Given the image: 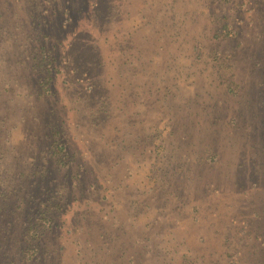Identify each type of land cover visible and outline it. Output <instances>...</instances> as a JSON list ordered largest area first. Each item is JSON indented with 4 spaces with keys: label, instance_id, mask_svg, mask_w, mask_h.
I'll return each instance as SVG.
<instances>
[{
    "label": "rangeland",
    "instance_id": "rangeland-1",
    "mask_svg": "<svg viewBox=\"0 0 264 264\" xmlns=\"http://www.w3.org/2000/svg\"><path fill=\"white\" fill-rule=\"evenodd\" d=\"M256 62L264 0H0V264H264Z\"/></svg>",
    "mask_w": 264,
    "mask_h": 264
},
{
    "label": "trees",
    "instance_id": "trees-1",
    "mask_svg": "<svg viewBox=\"0 0 264 264\" xmlns=\"http://www.w3.org/2000/svg\"><path fill=\"white\" fill-rule=\"evenodd\" d=\"M52 50L51 49H47L46 45H42L39 48L38 54L37 55V60H36V64L35 67H38L41 71L45 72V75L42 77V79L40 80V82L38 83V87H37V91L41 92L40 95L45 96L46 92L49 90V88L51 87V84L54 80V74H52L53 70L51 68V66H49L50 64L54 63L55 58L49 59V57L52 56L51 54ZM261 64L264 63H260V62H256L255 64V68L259 71H264V67L261 66ZM56 67V66H54ZM57 71V70H56ZM264 82V81H263ZM261 86V84H259ZM263 85V83H262ZM262 107H264V103H262ZM49 154L51 155V157H54L56 159V163L63 166V167H73L71 165L67 166V159L71 160V164H74V161H76L77 156L74 152L70 151V149L67 147V143L65 141H63L61 133L59 131H55L53 134V139L52 141L49 143ZM46 172H48L47 170H45L42 174H45ZM36 173L33 172V174ZM27 175V174H26ZM78 175H75V177L77 178ZM42 177H46L45 175ZM30 178V176H29ZM77 183L80 184L81 183V179H77ZM254 185L257 184V181H255L253 183ZM33 192V190H32ZM46 193V191H45ZM34 198L35 197L34 195ZM25 202V201H22ZM43 205V211L41 212V216L40 217H33L32 219L29 220V222L27 223V236L29 238L30 243L32 244V246H34L35 241H39L41 240V238L45 235L46 233V229L44 228V224L40 222V220H45L46 218H48L47 214L48 211L51 210L52 206L51 205H47L45 203H41ZM21 209H25V207H27V204H20ZM29 210H32V208H29ZM6 212L5 207L3 208L2 206H0V219L4 216ZM257 216L259 217V221L261 219H263L264 216V211H261V213H257ZM53 227H48V230H52ZM257 228L260 230V232L264 231V226L261 224H257ZM263 234L260 235H255L253 234V238L254 239H260L262 238ZM262 245V244H261ZM31 245H25V250H29ZM263 246V245H262ZM38 249V248H37Z\"/></svg>",
    "mask_w": 264,
    "mask_h": 264
}]
</instances>
